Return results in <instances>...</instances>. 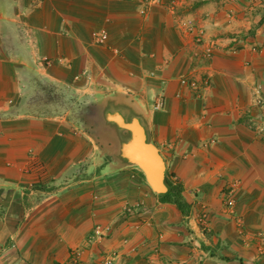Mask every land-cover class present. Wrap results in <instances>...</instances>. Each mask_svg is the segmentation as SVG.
<instances>
[{
	"label": "crops",
	"instance_id": "obj_1",
	"mask_svg": "<svg viewBox=\"0 0 264 264\" xmlns=\"http://www.w3.org/2000/svg\"><path fill=\"white\" fill-rule=\"evenodd\" d=\"M56 87L75 109L138 117L186 211L118 137L102 146L74 109L57 112ZM78 250L82 264L264 261V0H0V264H68Z\"/></svg>",
	"mask_w": 264,
	"mask_h": 264
},
{
	"label": "rangeland",
	"instance_id": "obj_2",
	"mask_svg": "<svg viewBox=\"0 0 264 264\" xmlns=\"http://www.w3.org/2000/svg\"><path fill=\"white\" fill-rule=\"evenodd\" d=\"M51 92H48L46 96L50 98V100H54L56 111L64 112L65 110H72L70 115L71 117L76 120L78 123H80L88 132L93 136V138L102 144V146H107L109 142H111L110 134L118 137L120 149L122 146V143L128 138L129 133L127 130L124 129H117L116 131H113L111 127L107 126L106 119L107 114L114 113L116 111L115 108L112 105L102 104L99 102L89 101L86 105L79 106L78 109H75L76 104L78 103L82 104V101L78 100L75 93H69L68 90L65 92L64 89H61L59 87H56ZM46 94V93H45ZM51 96V97H50ZM77 97V98H76ZM84 104V102H83ZM125 110V109H123ZM111 135V136H112ZM109 140V141H107ZM104 152H107L108 150H113L112 147H103ZM119 148V147H118ZM103 150V149H102ZM135 165V164H133ZM139 167V166H138ZM140 168V167H139ZM141 169V168H140ZM142 170V169H141ZM144 173V172H143ZM145 176V175H144ZM173 183H178L176 180H171ZM229 197L225 198L228 201ZM227 203V202H226ZM228 207H231L227 204ZM210 213L205 208L200 212L199 214V220L201 223H206L210 218ZM102 230V236H106L109 234V230L107 228L101 229ZM105 231V232H104ZM81 250H78L76 255H73V257L70 259L68 264H82L81 260ZM115 262V261H114ZM104 264V260L102 262ZM261 264H264V261L261 262Z\"/></svg>",
	"mask_w": 264,
	"mask_h": 264
},
{
	"label": "water",
	"instance_id": "obj_3",
	"mask_svg": "<svg viewBox=\"0 0 264 264\" xmlns=\"http://www.w3.org/2000/svg\"><path fill=\"white\" fill-rule=\"evenodd\" d=\"M109 121L127 130L128 138L122 143L121 155L139 166L151 188L160 194L169 190L166 181V162L159 148L149 141L146 128L138 117L126 119L119 111L107 114Z\"/></svg>",
	"mask_w": 264,
	"mask_h": 264
},
{
	"label": "built area",
	"instance_id": "obj_4",
	"mask_svg": "<svg viewBox=\"0 0 264 264\" xmlns=\"http://www.w3.org/2000/svg\"><path fill=\"white\" fill-rule=\"evenodd\" d=\"M154 1V0H153ZM143 12L145 13V11L143 10ZM186 27L188 29V32L193 34V39L195 41V43L197 44H203L205 42V35H206V31L203 27L197 26L194 22H188L186 24ZM94 35L96 36L97 40L99 42H103L106 38H107V33L105 31H96L94 32ZM214 46L212 43H208L207 46L205 47V50L203 51V55L210 58L214 55ZM48 60V59H47ZM48 62H50L48 60ZM206 81L204 82L205 85L209 84L208 79H205ZM181 83L183 85H189L192 88H196L198 89L200 87V84L198 83V80L196 79H186V77L181 79ZM163 106V97L159 96L156 98L155 100V104H154V108L155 109H160ZM234 198L230 197L227 201V204L229 206L234 205ZM102 230L101 229H97L96 230V235L97 236H102ZM114 253L112 255H108L105 260H104V264H113L114 263Z\"/></svg>",
	"mask_w": 264,
	"mask_h": 264
},
{
	"label": "trees",
	"instance_id": "obj_5",
	"mask_svg": "<svg viewBox=\"0 0 264 264\" xmlns=\"http://www.w3.org/2000/svg\"><path fill=\"white\" fill-rule=\"evenodd\" d=\"M166 181L169 186V190L162 194L163 198L168 202L176 203L182 211H186L187 205L182 196V186L179 183H173L168 179H166Z\"/></svg>",
	"mask_w": 264,
	"mask_h": 264
}]
</instances>
